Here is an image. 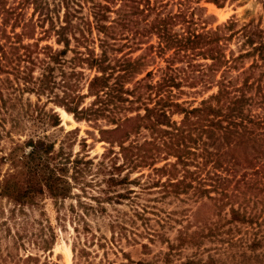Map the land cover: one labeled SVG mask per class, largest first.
Masks as SVG:
<instances>
[{"label":"trees","instance_id":"16d2710c","mask_svg":"<svg viewBox=\"0 0 264 264\" xmlns=\"http://www.w3.org/2000/svg\"><path fill=\"white\" fill-rule=\"evenodd\" d=\"M200 1L0 0V114L7 74L23 72L25 88L38 101L41 94L54 97L56 105L92 124L97 140L107 143L99 154L74 152L78 127L64 131L60 142L48 133L14 141L0 153V166L9 165L3 173L0 167V198L12 204V214L39 207L47 198L56 204L70 199L69 210L82 222L75 231L94 235L89 217L109 216L107 205L124 204L131 215L115 207L116 214L109 216L110 228H118L122 237L124 221L133 223L149 210L140 200L152 189L162 197L197 187L210 197L242 168L235 189L250 190L262 181L264 192V32L236 27L232 18L200 27L205 22L196 16L205 9ZM233 37L241 39L239 49L227 51ZM142 44L147 52L134 57L123 49ZM145 57L160 58L163 65L144 70ZM59 70L61 82L55 79ZM60 83L62 94L54 92ZM213 86L217 90L198 105L179 99L184 87ZM24 114L63 129L54 106L39 101ZM82 143L87 146L84 138ZM229 150L223 163L221 156ZM211 161L225 170L214 183L207 181L211 175L200 176ZM133 229L127 228L128 242H138L142 234Z\"/></svg>","mask_w":264,"mask_h":264},{"label":"rangeland","instance_id":"374dc122","mask_svg":"<svg viewBox=\"0 0 264 264\" xmlns=\"http://www.w3.org/2000/svg\"><path fill=\"white\" fill-rule=\"evenodd\" d=\"M200 5L205 7L202 11H196V16L205 20L200 23V27L204 24L206 28L215 27L232 18L237 21L236 27L247 25L264 32V0H217V3L201 0ZM240 42L241 39L233 37L227 51H238ZM139 47L123 49L133 57L147 52L144 44L140 49ZM246 48L245 46L242 50ZM250 60L251 57L246 59L245 66ZM143 63L144 70L163 65L160 58L145 57ZM231 74H236V69ZM7 75V88L4 89V100L1 102L4 108L0 114V153L8 151L14 141L29 135L48 133L50 139L60 142L64 131L77 127L78 134L71 147L74 152L87 151L90 155H95L105 150L107 143L97 140L98 130L86 121L75 120L71 113L54 103V97L47 98L46 94H41L39 101L45 103L46 107H55L64 130L24 114L29 104L39 102L38 96L25 88L23 72ZM34 76H39L38 70ZM55 79L61 82L60 70ZM184 88L186 92L181 93L179 99L187 100L186 105H198L201 99L217 90L216 86L202 91ZM62 89V83L54 86V92L62 94ZM88 100L89 98L86 99ZM62 110L68 116H64ZM174 118L179 119V115H174ZM100 123L105 124L102 121ZM83 138L87 146L83 145ZM221 146L224 147L223 143ZM236 153H241L240 147ZM229 154L230 150L221 156L223 163H226ZM173 160L171 157V161ZM162 163L161 161L159 164ZM213 163L214 161L207 162L200 171V176L206 179L211 175L208 183H214L216 175L225 174L223 167ZM0 167L3 173L9 165L3 163ZM242 171L239 168L234 172L232 181L227 184L221 182L217 189L210 192V197L201 195L200 188L197 187L189 188L187 193L174 194L171 191L162 197L158 195V190L151 188L152 192L146 193L140 200L148 205L149 210L144 212L143 218L134 217L133 223L125 220L126 236L122 237L119 236L118 228H110L109 216L116 214L115 207L131 215L130 208L124 204L107 205L112 213L109 216L105 214L97 218L89 217L93 235L90 231H75L74 226L80 229L82 222L74 218L69 210V205L73 202L70 199L56 204L47 198L39 207L25 208L23 212L16 210L12 214V204L0 198V264H264L262 181H258L257 187L250 190L247 186L235 189V177ZM136 174L137 172L132 173ZM220 189L227 190L230 196L223 195ZM235 191L237 196H234ZM156 195V200L146 199ZM137 207L141 210L140 206ZM127 228H135L134 231L142 233L137 236L138 242H128L126 237L130 238L132 234ZM141 243H146V246Z\"/></svg>","mask_w":264,"mask_h":264},{"label":"bare ground","instance_id":"6f19581e","mask_svg":"<svg viewBox=\"0 0 264 264\" xmlns=\"http://www.w3.org/2000/svg\"><path fill=\"white\" fill-rule=\"evenodd\" d=\"M62 114H63L64 116H68V114H67L64 110H62Z\"/></svg>","mask_w":264,"mask_h":264}]
</instances>
